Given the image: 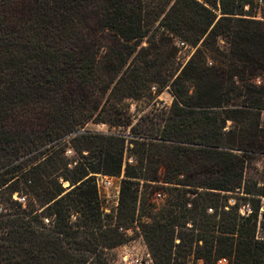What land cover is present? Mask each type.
I'll use <instances>...</instances> for the list:
<instances>
[{
    "label": "trees",
    "instance_id": "obj_1",
    "mask_svg": "<svg viewBox=\"0 0 264 264\" xmlns=\"http://www.w3.org/2000/svg\"><path fill=\"white\" fill-rule=\"evenodd\" d=\"M254 7L0 0V264H107L123 243L117 222L136 220L156 264H264V22L247 15ZM177 42L194 50L182 68ZM165 87L161 124L70 136L90 122L127 128L124 102ZM94 174L122 176L116 216L103 213ZM161 184L168 197L156 205ZM230 199L254 206L242 217Z\"/></svg>",
    "mask_w": 264,
    "mask_h": 264
},
{
    "label": "rangeland",
    "instance_id": "obj_2",
    "mask_svg": "<svg viewBox=\"0 0 264 264\" xmlns=\"http://www.w3.org/2000/svg\"><path fill=\"white\" fill-rule=\"evenodd\" d=\"M246 11H248V8H246ZM247 15H249L250 18H252V19L256 18L257 21L264 22L262 20H258L259 16L261 17V18L259 17L260 19H264V7H261V8L254 7L251 11L247 12ZM143 45H145V44H143ZM220 46L222 48L226 47V44L224 43V41L220 42ZM179 48H180V51L178 53L176 62H178V64H180L181 68H182L188 62L191 55L194 53V50L191 49L190 47H187V46L179 47ZM154 86H156V85H154ZM166 88L167 87L162 89L161 93L157 96H154L153 99H151V98L150 99H142L139 101L129 100V101L124 102L126 104V106L128 107L127 116H129L131 121H132L131 124L127 128H123V127L109 128L106 125H102L101 123L90 122L87 125H85L83 127V129L80 131H83V132L84 131L103 132V133H110V132L113 133V132L121 131V132L128 133L130 131L131 127L136 125L137 123L142 124L143 122L144 123L154 122L156 124H161L162 120H163V114L165 112L164 111L165 107H170V105L172 103V97L168 91L167 92L165 91ZM163 103H165V105H163ZM262 124L264 126V113H262ZM70 136L73 137L75 135L72 134ZM68 151H70L71 153L68 154ZM65 155L68 159H70L72 161L78 159V157L75 155V153L70 148H68L66 150ZM125 161H127L126 157H124V163H125ZM259 167H260V165H259ZM93 176H94L95 185H96V182L98 180V177L103 176V177H107L110 179L112 186L107 190H100L101 192H99V190H97V192H98V197L100 199L99 200L100 205H102V208H105L106 211H110L111 213H114L113 215L116 216L117 209H118V203H117V207H116V202L119 201V189H120V183L122 180V176L112 177V176H107V175H102V174H94ZM63 186L65 188H67L68 183H64ZM161 186L166 187V185L161 184L159 186L160 188L155 189V194L160 193L162 195V199L164 200L165 198L168 197L169 191L166 188H161ZM96 188H97V186H96ZM140 190H141V188H140ZM117 191H118V198H117ZM103 192L107 193L109 195V198H107V199L103 198L101 196V195H103ZM20 197H17L16 199H19ZM153 201H154V198H153ZM229 204L232 206H238L239 207V214L242 217H246L251 212V211L248 212V210H250V204L253 205L252 203L243 201L242 199H239V200L230 199ZM225 209L227 210V208H225ZM261 211H262V209H260L259 213H261ZM103 213L108 214V212L105 213L104 211H103ZM208 214H211L210 211H208ZM117 224H119V226H122V227L137 228L139 230V233L143 236L142 228H141V226L137 220L134 223H126V224H123L122 222L118 221ZM263 225H264V223L261 220V218L259 217L258 224H257V230H256V234H255L256 238H258V239H264V227H263ZM138 236H139V234L135 233V235L131 239L137 238ZM143 238H144V236H143ZM122 240H123V242L129 241L128 239H125L124 237H122ZM175 243H178V240H176ZM107 252L109 255L114 253L112 250H108Z\"/></svg>",
    "mask_w": 264,
    "mask_h": 264
},
{
    "label": "built area",
    "instance_id": "obj_3",
    "mask_svg": "<svg viewBox=\"0 0 264 264\" xmlns=\"http://www.w3.org/2000/svg\"><path fill=\"white\" fill-rule=\"evenodd\" d=\"M254 3H255V7L258 8L264 7V0H254ZM259 17L258 20L264 21V19H260L261 17L260 18ZM177 46L184 47V44L177 42ZM156 91H157V87L152 86L151 93L155 94ZM165 91L169 92L168 88H166ZM163 105H165V103H163ZM166 108L167 107H165V109ZM70 153L71 152L68 151V154ZM96 186H97V190L101 192L100 190L109 189L112 186V183L109 178L102 176V177H98ZM101 196L105 199L109 198V195L105 192H103V195ZM117 198H118V191H117ZM153 198H154V202L157 205L163 203L162 195L160 193L154 194ZM18 201L22 203L25 202L23 198H19ZM117 203L118 201L116 202V207H117ZM102 209L105 213L108 212V214H114L111 213L110 211H106L105 208ZM248 212H250V210H248ZM117 231L125 239H128L129 241L123 242L118 246H116L115 248L111 249L114 252L111 255H109L108 252L106 251L105 257L107 264H156L146 241L144 240L143 236L139 233V230L137 228L119 226L117 228ZM135 233H138L139 236L137 238L131 239L135 235ZM218 264H226V260L221 259L218 261Z\"/></svg>",
    "mask_w": 264,
    "mask_h": 264
},
{
    "label": "water",
    "instance_id": "obj_4",
    "mask_svg": "<svg viewBox=\"0 0 264 264\" xmlns=\"http://www.w3.org/2000/svg\"><path fill=\"white\" fill-rule=\"evenodd\" d=\"M81 133H83V131H77V132L73 133V135H77V134H81Z\"/></svg>",
    "mask_w": 264,
    "mask_h": 264
},
{
    "label": "crops",
    "instance_id": "obj_5",
    "mask_svg": "<svg viewBox=\"0 0 264 264\" xmlns=\"http://www.w3.org/2000/svg\"><path fill=\"white\" fill-rule=\"evenodd\" d=\"M264 113V112H263Z\"/></svg>",
    "mask_w": 264,
    "mask_h": 264
}]
</instances>
